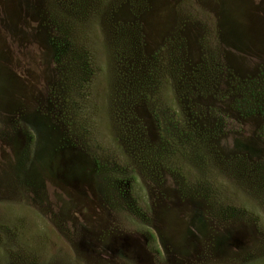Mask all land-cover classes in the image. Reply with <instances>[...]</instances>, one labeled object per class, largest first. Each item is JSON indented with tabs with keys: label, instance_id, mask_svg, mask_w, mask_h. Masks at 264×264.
Returning <instances> with one entry per match:
<instances>
[{
	"label": "rangeland",
	"instance_id": "1",
	"mask_svg": "<svg viewBox=\"0 0 264 264\" xmlns=\"http://www.w3.org/2000/svg\"><path fill=\"white\" fill-rule=\"evenodd\" d=\"M0 264H264V0H0Z\"/></svg>",
	"mask_w": 264,
	"mask_h": 264
}]
</instances>
